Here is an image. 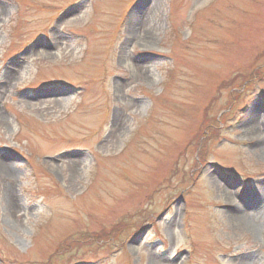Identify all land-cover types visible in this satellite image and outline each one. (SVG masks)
<instances>
[{
	"label": "rangeland",
	"instance_id": "374dc122",
	"mask_svg": "<svg viewBox=\"0 0 264 264\" xmlns=\"http://www.w3.org/2000/svg\"><path fill=\"white\" fill-rule=\"evenodd\" d=\"M136 1L0 0V264H264V0Z\"/></svg>",
	"mask_w": 264,
	"mask_h": 264
},
{
	"label": "bare ground",
	"instance_id": "6f19581e",
	"mask_svg": "<svg viewBox=\"0 0 264 264\" xmlns=\"http://www.w3.org/2000/svg\"><path fill=\"white\" fill-rule=\"evenodd\" d=\"M137 4V3H136ZM136 4L133 6V7H135L136 6ZM150 6V5H149ZM148 8V7H147ZM142 9V8H141ZM144 10H146V8L144 9ZM143 10V11H144ZM252 129V131L253 132H255V136H256V131H255V128H251ZM258 144V143H257ZM261 146V150H262V153L264 154V142H260L259 143ZM0 169H1V171H3L4 172V174H6V171H8V172H10V165H8V164H0ZM8 174V173H7ZM224 189H226V188H224ZM223 193L224 194H226L227 193V190H223ZM229 196H230V194H229ZM262 198H264V194H262L261 195V199ZM229 200H230V198H229ZM227 201H228V198H227ZM264 206V205H263ZM262 206V207H263ZM255 218H256V221H258L261 217L260 216H255ZM235 221L237 222V223H239V224H241V226H243V227H245V226H251L252 225V222L250 221V219L249 218H247V216L245 215V214H242L241 216H238L237 218H235Z\"/></svg>",
	"mask_w": 264,
	"mask_h": 264
},
{
	"label": "water",
	"instance_id": "95a60500",
	"mask_svg": "<svg viewBox=\"0 0 264 264\" xmlns=\"http://www.w3.org/2000/svg\"><path fill=\"white\" fill-rule=\"evenodd\" d=\"M151 2L152 0H137L136 1L137 4L136 3L135 4L136 6L139 5L140 8L145 9L151 4Z\"/></svg>",
	"mask_w": 264,
	"mask_h": 264
}]
</instances>
